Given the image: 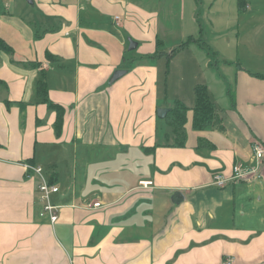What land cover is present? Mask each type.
Masks as SVG:
<instances>
[{"label":"crops","instance_id":"0c3cea01","mask_svg":"<svg viewBox=\"0 0 264 264\" xmlns=\"http://www.w3.org/2000/svg\"><path fill=\"white\" fill-rule=\"evenodd\" d=\"M198 33L215 66L197 43L169 55ZM0 39V264H264V158L212 183L264 145V0H0ZM24 164L58 187L55 223Z\"/></svg>","mask_w":264,"mask_h":264},{"label":"trees","instance_id":"16d2710c","mask_svg":"<svg viewBox=\"0 0 264 264\" xmlns=\"http://www.w3.org/2000/svg\"><path fill=\"white\" fill-rule=\"evenodd\" d=\"M240 3V1H239ZM241 7V4H239ZM190 43H197L207 54V56L211 60V66H215V63L218 61L217 54L209 47V45L202 39L200 34L197 36H188L183 42H181L176 48H174L169 55L172 53L182 49ZM0 50L11 53L10 47L0 39ZM170 57V56H168ZM256 75V74H255ZM37 90L44 91V82L38 81L36 84ZM194 93V105L192 107L193 110V118L192 125L195 129H204L208 126H211L216 121L215 109L214 105L209 97L207 88L204 84H196L193 87ZM229 94V91H228ZM48 108L55 109L57 111V121L58 126L61 122V111L62 108L52 103H47ZM187 107L183 104L175 101L173 107L170 108L167 115L165 116L166 121L173 128L180 127L185 122V113L187 111Z\"/></svg>","mask_w":264,"mask_h":264},{"label":"built area","instance_id":"2783aa9c","mask_svg":"<svg viewBox=\"0 0 264 264\" xmlns=\"http://www.w3.org/2000/svg\"><path fill=\"white\" fill-rule=\"evenodd\" d=\"M252 160L249 163L236 162L233 165L232 175L230 177H225L222 174H215L213 176V184L218 187H223L226 183L232 180H250L251 178L260 179L261 177V162L264 158V145L259 142H253L251 146ZM27 172V176L31 177L33 175L39 178L36 186V194L38 199L42 203V209L40 211V216H47L51 224L55 223L58 218V205L52 203V195L58 191V187L48 182L42 174V168L38 165L24 164ZM151 181H141L140 185L147 187L151 185ZM99 206L98 202L93 203V207ZM224 264H233L232 258L226 257L224 259Z\"/></svg>","mask_w":264,"mask_h":264},{"label":"water","instance_id":"95a60500","mask_svg":"<svg viewBox=\"0 0 264 264\" xmlns=\"http://www.w3.org/2000/svg\"><path fill=\"white\" fill-rule=\"evenodd\" d=\"M26 2L32 5V0H26ZM128 42H129L128 49H133L135 46V43L130 38H128ZM124 73H125V70H115L110 78V81L116 80L117 78L122 76ZM167 111H168V108H164V107L157 108V116L159 118H163L164 115L167 113Z\"/></svg>","mask_w":264,"mask_h":264},{"label":"rangeland","instance_id":"374dc122","mask_svg":"<svg viewBox=\"0 0 264 264\" xmlns=\"http://www.w3.org/2000/svg\"><path fill=\"white\" fill-rule=\"evenodd\" d=\"M196 36H197V35H195V37H196ZM189 87H190V85H188V83H187V84H185V89H184V92H185V93H189V94L191 93V91H190V88H189Z\"/></svg>","mask_w":264,"mask_h":264}]
</instances>
